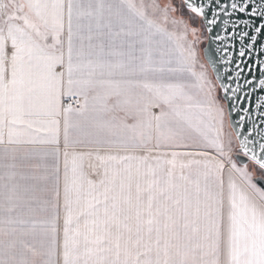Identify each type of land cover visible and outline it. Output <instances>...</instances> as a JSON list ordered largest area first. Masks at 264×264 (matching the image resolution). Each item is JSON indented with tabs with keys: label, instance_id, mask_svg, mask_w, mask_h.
I'll list each match as a JSON object with an SVG mask.
<instances>
[{
	"label": "snow or ice",
	"instance_id": "6c2138e0",
	"mask_svg": "<svg viewBox=\"0 0 264 264\" xmlns=\"http://www.w3.org/2000/svg\"><path fill=\"white\" fill-rule=\"evenodd\" d=\"M0 264H264V0H0Z\"/></svg>",
	"mask_w": 264,
	"mask_h": 264
},
{
	"label": "water",
	"instance_id": "95a60500",
	"mask_svg": "<svg viewBox=\"0 0 264 264\" xmlns=\"http://www.w3.org/2000/svg\"><path fill=\"white\" fill-rule=\"evenodd\" d=\"M212 50H213V57H214V59L219 60V55L218 54H215V45H212ZM217 67H218V69L220 71L221 76L223 77L225 75L224 74V67L225 66L223 64H218ZM253 109H254V105H253Z\"/></svg>",
	"mask_w": 264,
	"mask_h": 264
},
{
	"label": "crops",
	"instance_id": "0c3cea01",
	"mask_svg": "<svg viewBox=\"0 0 264 264\" xmlns=\"http://www.w3.org/2000/svg\"><path fill=\"white\" fill-rule=\"evenodd\" d=\"M67 100H68V98L67 97H65V98H63V103L66 105V104H68L67 103ZM75 103V102H74ZM73 107H76V104H74L73 105ZM154 111H158V110H154ZM172 150H176V151H180V150H178V149H172ZM168 151H171V150H168ZM121 154H123V153H121ZM136 154H144L143 152H138V153H136ZM63 171V156H62V154H61V172Z\"/></svg>",
	"mask_w": 264,
	"mask_h": 264
},
{
	"label": "built area",
	"instance_id": "2783aa9c",
	"mask_svg": "<svg viewBox=\"0 0 264 264\" xmlns=\"http://www.w3.org/2000/svg\"><path fill=\"white\" fill-rule=\"evenodd\" d=\"M67 103H73V105L75 104L74 101L70 99L67 100Z\"/></svg>",
	"mask_w": 264,
	"mask_h": 264
},
{
	"label": "rangeland",
	"instance_id": "374dc122",
	"mask_svg": "<svg viewBox=\"0 0 264 264\" xmlns=\"http://www.w3.org/2000/svg\"><path fill=\"white\" fill-rule=\"evenodd\" d=\"M178 150H180V151H190L191 149H178Z\"/></svg>",
	"mask_w": 264,
	"mask_h": 264
}]
</instances>
